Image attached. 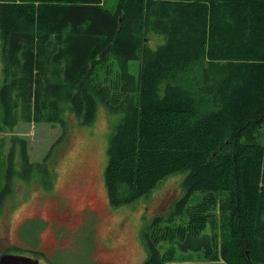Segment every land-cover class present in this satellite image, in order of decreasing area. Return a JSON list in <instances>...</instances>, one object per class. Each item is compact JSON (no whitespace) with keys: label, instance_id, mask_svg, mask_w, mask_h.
<instances>
[{"label":"trees","instance_id":"16d2710c","mask_svg":"<svg viewBox=\"0 0 264 264\" xmlns=\"http://www.w3.org/2000/svg\"><path fill=\"white\" fill-rule=\"evenodd\" d=\"M0 54V207L13 175L50 187L54 174L51 152L43 166L25 148L11 169L8 133L67 111L90 123L102 101L124 113L108 139L113 205L185 172L143 264H264V0H0Z\"/></svg>","mask_w":264,"mask_h":264},{"label":"rangeland","instance_id":"374dc122","mask_svg":"<svg viewBox=\"0 0 264 264\" xmlns=\"http://www.w3.org/2000/svg\"><path fill=\"white\" fill-rule=\"evenodd\" d=\"M105 3L113 10L118 0H105ZM156 36L158 43L154 38L148 39L152 47L164 41L163 36ZM138 65V61L129 63L131 73H137ZM3 69L0 54V88L4 81ZM123 115L100 101L96 117L90 123H84L67 111L62 112V122L21 121L8 133L5 154L14 147L11 169L23 170L25 148L29 160L43 166L46 155L51 152V165L46 169L54 174L49 188L44 182L49 176L41 173L30 178L28 174L25 177L13 175L10 191L0 207V237L7 235L12 242L24 246L2 251L0 245V257L4 254L25 255L21 253L33 256L37 246L35 236L39 232L43 241L38 248L52 255L41 254V262L45 264H143L149 256L145 231L157 214L167 211L180 197L185 172L165 178L147 196L131 203L113 205L105 180L108 139L113 126ZM62 134L63 140L56 142ZM14 136L24 141L12 144ZM260 139L264 142V127ZM5 174L0 168V191L8 182ZM57 219L69 229L57 230L49 222ZM53 234L60 241L59 250L54 254L51 252Z\"/></svg>","mask_w":264,"mask_h":264},{"label":"flooded vegetation","instance_id":"af4514ba","mask_svg":"<svg viewBox=\"0 0 264 264\" xmlns=\"http://www.w3.org/2000/svg\"><path fill=\"white\" fill-rule=\"evenodd\" d=\"M46 188H49V187H46ZM50 223H53L54 224V226L56 227V229L57 230H62V228H64V229H69V227H67L66 226V224L65 223H63V222H61V221H59L58 219L57 220H54V221H49ZM46 223V222H45ZM24 224V223H23ZM23 224H21V226L23 225ZM19 227V229H18V232L20 231V229L22 228V227ZM44 227V226H43ZM42 228V227H41ZM41 228L39 229V231L41 230ZM20 234V233H19ZM40 234H39V232H38V234L35 236V239H36V243H37V246L34 248V252L33 253H35L33 256H31V257H33V258H35V259H38L39 261V263L40 264H45V263H43V262H41V254H47L48 256H52V255H49L48 254V252L47 251H44L43 249H40V248H38V245H39V243L41 242V241H43V235L42 236H39ZM7 236V235H6ZM6 236H4V237H0V245L1 246H3L2 247V251H5L6 249H9V248H11V247H17V246H24V245H22V244H20V243H15V242H12L11 241V239L10 238H8V237H6ZM61 236V235H60ZM62 237V236H61ZM51 238L53 239V241H54V243H53V247H51L52 249H51V252H53L52 254H54L55 252H57L58 250H59V248L58 247H60L59 245H60V241L57 239V237H56V235L55 234H53V235H51ZM62 240H63V238H61ZM26 251V250H25ZM31 252V251H30ZM4 254V253H3ZM21 254H25V255H27L26 253H21ZM28 256V255H27ZM29 257V256H28ZM51 264H54L53 262L51 263Z\"/></svg>","mask_w":264,"mask_h":264},{"label":"water","instance_id":"95a60500","mask_svg":"<svg viewBox=\"0 0 264 264\" xmlns=\"http://www.w3.org/2000/svg\"><path fill=\"white\" fill-rule=\"evenodd\" d=\"M38 259L17 254H4L0 257V264H40Z\"/></svg>","mask_w":264,"mask_h":264}]
</instances>
